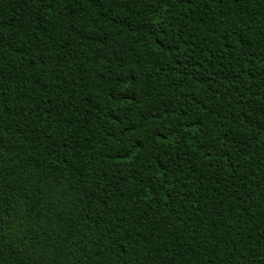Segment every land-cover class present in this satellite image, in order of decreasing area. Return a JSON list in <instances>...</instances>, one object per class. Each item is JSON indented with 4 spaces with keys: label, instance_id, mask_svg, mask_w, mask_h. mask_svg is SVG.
<instances>
[{
    "label": "trees",
    "instance_id": "obj_1",
    "mask_svg": "<svg viewBox=\"0 0 264 264\" xmlns=\"http://www.w3.org/2000/svg\"><path fill=\"white\" fill-rule=\"evenodd\" d=\"M0 264H264V0H0Z\"/></svg>",
    "mask_w": 264,
    "mask_h": 264
}]
</instances>
